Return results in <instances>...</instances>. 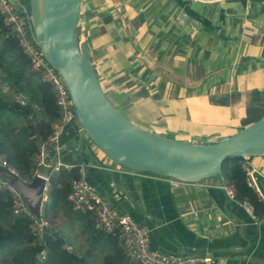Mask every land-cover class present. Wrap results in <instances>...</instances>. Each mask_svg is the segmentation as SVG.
<instances>
[{"label":"crops","instance_id":"0c3cea01","mask_svg":"<svg viewBox=\"0 0 264 264\" xmlns=\"http://www.w3.org/2000/svg\"><path fill=\"white\" fill-rule=\"evenodd\" d=\"M81 16L98 80L132 88L126 96L133 95L137 118L121 111L139 126L209 142L264 114V101L251 98L252 89L264 92V33L255 25L264 29V0L199 7L189 0H82ZM61 142L62 158L83 163L96 194L147 229L150 249L264 264V216H252L237 200L226 172L189 182L125 168L94 145L75 119L63 128ZM247 161L264 174V155ZM79 244L89 248L85 239Z\"/></svg>","mask_w":264,"mask_h":264},{"label":"trees","instance_id":"16d2710c","mask_svg":"<svg viewBox=\"0 0 264 264\" xmlns=\"http://www.w3.org/2000/svg\"><path fill=\"white\" fill-rule=\"evenodd\" d=\"M0 84L8 89L4 92L0 88V155L22 180L28 181L35 170L38 143L51 134L59 110L52 84L42 69L31 63L1 14ZM251 98L264 101V92L252 89ZM242 159L225 158L218 174H229L240 195L237 200L248 204L255 217L264 216L260 200L245 182ZM229 161L227 172L225 166ZM41 171L48 175L45 199L39 210L44 224L35 223L31 213L15 211L13 193L5 185L0 186V263L140 264L127 257L116 228L102 230L89 210L74 207L70 181L77 177L76 166ZM75 222L89 248L80 250ZM96 250L102 253L101 258Z\"/></svg>","mask_w":264,"mask_h":264},{"label":"water","instance_id":"95a60500","mask_svg":"<svg viewBox=\"0 0 264 264\" xmlns=\"http://www.w3.org/2000/svg\"><path fill=\"white\" fill-rule=\"evenodd\" d=\"M82 0H28L26 12L35 45L58 73L86 136L115 163L183 181L215 176L229 157L264 155V114L235 132L209 142L155 133L125 116L103 91L86 40H77ZM0 177L19 192L38 219L45 179L22 180L0 165Z\"/></svg>","mask_w":264,"mask_h":264},{"label":"built area","instance_id":"2783aa9c","mask_svg":"<svg viewBox=\"0 0 264 264\" xmlns=\"http://www.w3.org/2000/svg\"><path fill=\"white\" fill-rule=\"evenodd\" d=\"M195 1L206 4L223 0ZM0 14L3 16L9 30L16 36L19 45L31 63L42 69L44 77L52 84L59 110V117L54 124L51 134L38 143V151L34 157L35 170L33 174L36 173L45 179L44 191L47 188L48 175L46 172L41 171V168H49L50 172L59 167L67 169L76 166L77 177L72 178L70 181L74 207L80 210H89L93 214L96 225L102 230L108 231L116 228L122 249L131 260L137 261L140 264H193L196 262H201L202 264H224L211 256L196 254L172 255L150 249L147 229L138 224L128 213L118 211L107 199L96 194V190L85 179L83 163L62 159L63 146L60 140L61 133L63 128L75 119V113L65 85L56 70L45 61L42 53L35 45L26 12L17 7L14 0H0ZM185 15L184 12L180 13L179 17L182 21L185 20ZM255 25L260 27L264 33L263 26L260 23H255ZM247 158L243 157L241 161L245 182L253 189L264 208V174L260 173L254 165L249 163ZM0 165L15 173L1 155ZM1 185H5L13 193L15 211L27 214L31 213L19 192L2 177H0ZM244 205L251 215L254 216L250 206L248 204ZM34 222L39 225L45 223L44 219L40 216H38V219L35 218Z\"/></svg>","mask_w":264,"mask_h":264},{"label":"rangeland","instance_id":"374dc122","mask_svg":"<svg viewBox=\"0 0 264 264\" xmlns=\"http://www.w3.org/2000/svg\"><path fill=\"white\" fill-rule=\"evenodd\" d=\"M15 1V4L17 7H25L26 9H28V0H14ZM190 2L192 1V3L194 5H196L197 7H199L201 4H204V3H200L198 1H195V0H189ZM200 4V5H199ZM82 24H84V19L83 17L81 16L79 18V21L77 23V40H82L85 38V30H84V27H82ZM99 82H101V84H103L105 90H106V95L109 99H111L112 101H114V103L117 104V109L118 110H122L123 112H125L129 117H136L137 113H138V106H135V101H133V95H129V97L126 96V93H131L133 94L134 91L132 90V88H128L126 89V85L124 84H120L117 82H115V80H111V82H108L107 80H102L101 78L99 79ZM0 88L2 91L4 92H8V89L6 88L5 85H1L0 84ZM126 89V90H125ZM120 94V95H119ZM118 95L121 97L119 98ZM119 105V106H118ZM134 107L136 108L134 110ZM149 107V105L147 106ZM209 107H212V106H209ZM121 111V112H122ZM122 112V113H123ZM207 112H211V109H207ZM213 112V111H212ZM75 121H77L76 117H75ZM80 125V124H79ZM81 126V125H80ZM82 128V127H81ZM223 129V128H221ZM222 133L226 132V130H222L221 131ZM157 133V132H155ZM158 134H162V135H165L164 133H158ZM177 136H181L182 138H186L187 136L186 135H182V134H178ZM207 138L209 140L213 139L212 136H207ZM187 139V138H186ZM193 139H197V136H195ZM193 142H195L194 140H192ZM191 141V142H192ZM44 194H45V191H44ZM76 222L73 223V226H74V231L77 232V236H75V239L76 240H83V235L82 233H80L78 231V228L76 226ZM0 264H9L7 261L6 263H0Z\"/></svg>","mask_w":264,"mask_h":264}]
</instances>
